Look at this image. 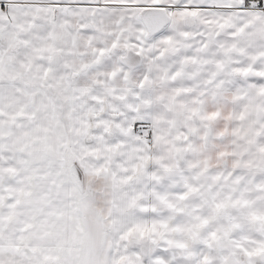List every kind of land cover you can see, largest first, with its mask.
Returning a JSON list of instances; mask_svg holds the SVG:
<instances>
[{"label": "snow or ice", "instance_id": "snow-or-ice-1", "mask_svg": "<svg viewBox=\"0 0 264 264\" xmlns=\"http://www.w3.org/2000/svg\"><path fill=\"white\" fill-rule=\"evenodd\" d=\"M0 264H264V0H0Z\"/></svg>", "mask_w": 264, "mask_h": 264}]
</instances>
